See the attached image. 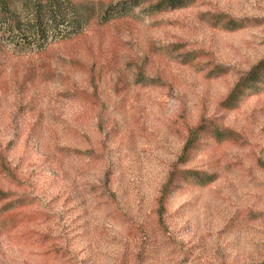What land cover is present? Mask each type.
Instances as JSON below:
<instances>
[{
	"label": "rangeland",
	"instance_id": "rangeland-1",
	"mask_svg": "<svg viewBox=\"0 0 264 264\" xmlns=\"http://www.w3.org/2000/svg\"><path fill=\"white\" fill-rule=\"evenodd\" d=\"M219 13L252 23L228 31L213 23ZM190 51L197 59L181 63ZM263 59L264 0H199L43 52L0 50V155L20 177L0 173V188L35 213L0 226V264H264V93L220 105ZM213 63L232 72L211 78ZM202 118L236 135L203 136L183 167L219 178L175 191L159 217L161 188Z\"/></svg>",
	"mask_w": 264,
	"mask_h": 264
},
{
	"label": "trees",
	"instance_id": "trees-1",
	"mask_svg": "<svg viewBox=\"0 0 264 264\" xmlns=\"http://www.w3.org/2000/svg\"><path fill=\"white\" fill-rule=\"evenodd\" d=\"M199 0H119L107 5L96 0H0V50L10 44L29 47L32 52H43L53 44L66 42L85 35L92 27L106 24L117 19H141L142 17L176 11L194 6ZM214 24L228 31H237L247 27L250 19H237L219 13L214 18ZM180 46L173 45L169 53L176 55ZM183 57L181 63L193 64L198 55L195 52L178 54ZM232 72L231 67L213 63L207 72L211 78H218ZM154 81V79H151ZM264 93V59L243 73L235 82L228 95L220 102L222 108L239 109L249 98ZM208 135L215 143L231 139L236 132L220 125L214 120L202 118L195 127L190 128V134L184 146L183 153L177 164L170 170L161 188L158 199V214L163 216L166 203L175 191L187 187L205 188L218 178L217 172L196 168H184L193 157L205 150ZM0 173L5 179L20 183L16 168L12 167L4 154L0 155ZM13 195L0 188V201L12 198ZM33 204L26 196L7 200L0 207V226L7 224L10 217L33 219L35 213L27 210Z\"/></svg>",
	"mask_w": 264,
	"mask_h": 264
}]
</instances>
